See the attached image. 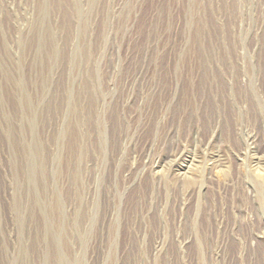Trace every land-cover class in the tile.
I'll return each mask as SVG.
<instances>
[{
  "label": "rangeland",
  "instance_id": "1",
  "mask_svg": "<svg viewBox=\"0 0 264 264\" xmlns=\"http://www.w3.org/2000/svg\"><path fill=\"white\" fill-rule=\"evenodd\" d=\"M0 264H264V0H0Z\"/></svg>",
  "mask_w": 264,
  "mask_h": 264
},
{
  "label": "bare ground",
  "instance_id": "2",
  "mask_svg": "<svg viewBox=\"0 0 264 264\" xmlns=\"http://www.w3.org/2000/svg\"><path fill=\"white\" fill-rule=\"evenodd\" d=\"M254 92V91H253ZM218 162V161H217ZM180 166V165H179ZM216 167V166H215Z\"/></svg>",
  "mask_w": 264,
  "mask_h": 264
}]
</instances>
